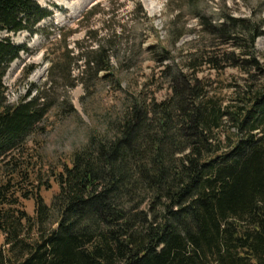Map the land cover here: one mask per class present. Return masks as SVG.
<instances>
[{
	"label": "trees",
	"instance_id": "1",
	"mask_svg": "<svg viewBox=\"0 0 264 264\" xmlns=\"http://www.w3.org/2000/svg\"><path fill=\"white\" fill-rule=\"evenodd\" d=\"M51 15L38 0H0V33L35 34ZM201 26L207 49L180 61L163 50L169 99L134 100L48 171L31 144L53 106L44 93L9 103L5 78L27 48L0 39V264H264V19ZM98 43L54 60L52 80L74 68L105 80L112 57ZM204 67L244 83L215 93Z\"/></svg>",
	"mask_w": 264,
	"mask_h": 264
},
{
	"label": "rangeland",
	"instance_id": "2",
	"mask_svg": "<svg viewBox=\"0 0 264 264\" xmlns=\"http://www.w3.org/2000/svg\"><path fill=\"white\" fill-rule=\"evenodd\" d=\"M38 1L52 15L37 26L36 33H0V39L10 38L27 48L5 78L9 103L17 105L44 93L53 106L44 125L46 131L31 144L32 152L42 157L45 171L68 162L91 134H104L108 122L123 117L134 100L169 99L172 91L161 62L168 54L180 61L192 48L207 49L201 26L204 19L216 21L222 15L264 19V0ZM177 31L184 35L174 46L172 35ZM98 42L107 46L112 57L113 71L105 80V74L95 79L92 72L82 81L78 68L71 75L66 69L63 81L52 80L54 60L64 57L67 50L77 57L82 52L79 46L83 51L92 46L91 50ZM257 49L264 54V37L257 41ZM63 60L69 63L67 57ZM199 77L210 79L215 93L229 96L228 86L241 85L245 75L232 68L217 73L204 67ZM57 192L55 187L44 196L50 202ZM26 206L33 214V201Z\"/></svg>",
	"mask_w": 264,
	"mask_h": 264
}]
</instances>
